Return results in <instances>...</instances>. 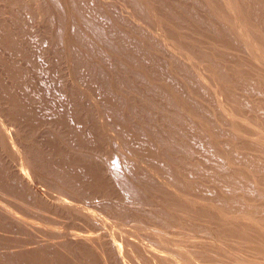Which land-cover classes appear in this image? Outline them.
<instances>
[{
  "label": "rangeland",
  "instance_id": "rangeland-1",
  "mask_svg": "<svg viewBox=\"0 0 264 264\" xmlns=\"http://www.w3.org/2000/svg\"><path fill=\"white\" fill-rule=\"evenodd\" d=\"M0 89L6 210L94 240L0 264H264V0H0Z\"/></svg>",
  "mask_w": 264,
  "mask_h": 264
},
{
  "label": "bare ground",
  "instance_id": "bare-ground-1",
  "mask_svg": "<svg viewBox=\"0 0 264 264\" xmlns=\"http://www.w3.org/2000/svg\"><path fill=\"white\" fill-rule=\"evenodd\" d=\"M49 40V39H48ZM47 47V46H46ZM40 88V87H39ZM38 88V89H39ZM75 89V88H74ZM1 90V89H0ZM2 91V90H1ZM1 94V93H0ZM2 99H4V97H2V96H0ZM5 100V99H4ZM9 102L11 101V99L10 100H8ZM8 101H7V103H8ZM14 101V100H13ZM13 101H11L10 103H12ZM2 102V103H1ZM6 103V100L5 101H3V100H0V106H2V107H4L5 108V106H3L2 104L3 103ZM35 102V101H34ZM4 103V104H5ZM8 104L9 106L11 105V104ZM14 103V102H13ZM5 105H7V104H5ZM19 105V104H18ZM1 107V108H2ZM13 107V106H12ZM45 107V106H44ZM1 108H0V111H1ZM9 109H10V107H9ZM13 109H15V108H13ZM7 111H8V109H7ZM11 111H12V109H11ZM10 111V113H13V111L11 112ZM2 112V111H1ZM18 112V111H17ZM9 113V112H8ZM3 114V113H2ZM13 116H16V115H18V114H16L15 115V113L14 114H12ZM5 116H7L6 114H5ZM9 116V115H8ZM76 116V115H75ZM3 118H5L4 116H2ZM1 117V118H2ZM11 118H12V116H10ZM18 117H21V115L19 116L18 115ZM18 117L16 116V118L18 119ZM23 117V116H22ZM21 117V118H22ZM27 117V116H26ZM61 117V116H60ZM15 118V119H16ZM21 118H19L18 120L19 121H16V120H14L15 122H16V124L18 123L19 124V122L21 121ZM10 119V118H9ZM45 119V118H44ZM47 120L49 119V118H46ZM58 119H60V118H58ZM23 121H24V119H22ZM50 120V119H49ZM5 121V120H4ZM12 121H13V119H12ZM13 121V122H14ZM31 121V120H30ZM7 122H10V121H7ZM42 122V121H41ZM23 123V122H22ZM22 123H20L19 125H24V124H22ZM25 123V122H24ZM46 123V122H45ZM44 123V124H45ZM75 123V122H74ZM8 124V123H7ZM13 124H14V126H13ZM11 123V124H9V126L8 127H10V129H11V127L14 129V127H15V130L16 131H18V132H22L23 133V135H25V137H26V134H24V131L27 129V132H28V128L25 126L24 128H22V130L20 129H16V124L15 123ZM17 124V125H18ZM12 125V126H11ZM41 125V124H40ZM39 125V126H40ZM46 125V124H45ZM1 126V125H0ZM33 126V125H32ZM37 126V125H36ZM70 126V125H69ZM19 127V126H18ZM17 127V128H18ZM22 127V126H21ZM38 127V126H37ZM36 127V128H37ZM42 127V126H41ZM0 129H1V127H0ZM34 129V128H33ZM44 129V128H43ZM24 130V131H23ZM3 131H4V129H3ZM15 131V132H16ZM30 131V130H29ZM12 132V131H11ZM26 132V131H25ZM26 132V133H27ZM0 133H1V130H0ZM13 133V132H12ZM4 134V133H3ZM14 134V133H13ZM30 134V133H29ZM28 134V135H29ZM15 136H16V134H14ZM18 135H20V134H18ZM17 135V136H18ZM22 135V134H21ZM16 136V137H17ZM14 137V136H13ZM21 138L22 137H24V136H20ZM24 137V138H25ZM0 138H1V136H0ZM20 138V139H21ZM2 139H4L3 137H2ZM2 139H1V143H0V150H1V155L0 156H2V158H3V163H2V165H0V166H2L4 169H6V175L3 173V172H1L2 174H3V176H5L6 177V182L8 183V184H10V186L12 185H14L15 186V180H16V174L18 173V175L20 176V179L23 177V175L21 176V174H23V172L24 173H26V174H24V175H27V170L29 171V169L31 170L32 169V166H34L35 165V163H37L39 160H38V158L36 157V158H34V159H37V160H30V159H28V158H25V155L27 154L26 152L28 151V149H26L27 151H23V150H25V148L24 149H21V147H22V144L24 145V144H27L26 142H25V139H23L24 140V142H21L20 144H21V147L19 146V148L21 149V153H22V157H19L18 155V153H19V151H17V152H15V148H14V146L12 145V140L10 139H7L6 137H5V141L3 140V142H2ZM7 139V140H6ZM16 139L17 138H15V140H14V138H13V140L14 141H16ZM18 139H19V136H18ZM19 139V140H20ZM47 139V138H46ZM34 140V139H33ZM28 141V140H27ZM17 143V142H16ZM18 145H19V141H18ZM26 147H27V145H25ZM24 146V147H25ZM28 146H30V145H28ZM30 148V147H29ZM18 150V149H17ZM32 151V149H29V151ZM28 151V152H29ZM30 151V152H31ZM17 153V154H16ZM32 153V152H31ZM25 154V155H24ZM29 155V154H28ZM27 155V156H28ZM32 155H34V154H32ZM26 156V157H27ZM30 156V155H29ZM35 156V155H34ZM33 161L35 162L34 163V165H33ZM37 161V162H36ZM1 162V161H0ZM40 163H41V161H40ZM39 163V164H40ZM38 164V163H37ZM36 164V165H37ZM38 164V165H39ZM35 165V166H36ZM41 166V165H40ZM39 166H37L36 168H38ZM27 168H29V169H27ZM34 168V167H33ZM35 168V169H36ZM34 169V170H35ZM42 169V167L40 168V170ZM36 170H39V169H36ZM2 171V170H1ZM30 172V171H29ZM32 173H33V170H32ZM31 173V174H32ZM1 174V175H2ZM34 174V173H33ZM4 177V178H5ZM34 177H36L37 178V176H36V174H35V176ZM42 177V176H41ZM3 178V179H4ZM18 178V177H17ZM36 178H34V179H36ZM1 179V178H0ZM23 179V178H22ZM21 179V180H22ZM26 179V178H25ZM33 179V180H34ZM38 179H40V178H38ZM18 180V179H17ZM24 180V179H23ZM37 180V179H36ZM20 181V180H19ZM25 182H27L28 183V181L30 182V183H32V180H24ZM38 181V180H37ZM2 183V182H1ZM4 183V182H3ZM37 183V182H36ZM39 183V182H38ZM16 185H17V182H16ZM25 185V184H24ZM28 185V184H27ZM28 188H30L29 186H28ZM31 188H33V193H35L36 191H34V189H35V187H33V185H32V187ZM16 189H18V188H16ZM1 191H3V190H1ZM26 191H27V189H26ZM38 191V190H37ZM19 192V191H18ZM40 192V191H39ZM25 193V192H24ZM20 194V193H19ZM18 194V195H19ZM5 196V195H4ZM15 196V195H14ZM41 197H42V195H40ZM47 196H48V194H47ZM8 197V196H7ZM11 197V196H10ZM52 197V196H51ZM50 197V198H51ZM57 197V196H56ZM2 198V197H1ZM11 198H13V197H11ZM19 198V197H18ZM44 198V197H43ZM54 198V197H53ZM6 199V198H5ZM17 199V198H16ZM20 199V198H19ZM28 199V198H27ZM55 199V198H54ZM11 200V199H10ZM13 200V199H12ZM15 200V199H14ZM24 200V199H23ZM49 200V199H48ZM5 202V201H4ZM44 202V201H43ZM7 203V202H6ZM6 203H2V201H1V199H0V224L1 225H3V226H5V225H7V226H9V225H11V229H8V230H12L14 227H16V228H21V229H26L25 231H28L29 233H30V235L32 234V235H34L33 237H32V239H28V240H22V242H17L16 244H13L14 242H12L13 240L10 238V236H5L4 235V233L2 234V233H0V241L3 243V245L0 247V255H3L4 256V259H6L7 258V260H9L10 258V260H12V258H14V257H21V258H26L25 256H29V257H36V259L39 257V255H41L42 256V253H44L43 254V257H44V255H45V251L46 250H48L49 248H51V247H53V248H62L63 246H64V244H66L67 242L68 243H70V244H73V245H77V246H84V247H87V248H90V247H92V245H93V238L90 236V235H88V236H80V235H78V234H75V235H72V236H66V238H64V236H61V237H63L64 239H66V240H64L63 241V238H59V239H62V240H56L57 239V237L55 236V237H53V236H49V235H47L48 233H45L44 231H42V230H39V228L37 229L36 227L34 228V227H32L33 225H31V222L28 220V221H26V218H20L19 216L20 215H16V214H14V212L15 213H17V214H21V213H19V211H15V209H13L12 207V209L14 210H6V205L4 206L3 204H6ZM24 203V202H23ZM20 204V203H19ZM40 204V203H39ZM53 204V203H52ZM22 205V204H21ZM36 205V204H35ZM34 205V206H35ZM55 205V204H54ZM14 206V205H13ZM28 206V205H27ZM40 206V205H39ZM58 206V205H57ZM21 207V206H20ZM31 207V206H30ZM37 207V206H36ZM8 208H10V206L8 205ZM33 208V207H32ZM41 208V207H40ZM24 209V208H23ZM28 209V208H27ZM63 209V208H62ZM33 210V209H32ZM57 210V209H56ZM61 210V209H60ZM13 211V212H12ZM28 211V210H27ZM36 211H38V209L36 210ZM42 211V210H41ZM43 212V211H42ZM33 214V213H32ZM31 214V215H32ZM36 214V213H35ZM44 214V213H43ZM34 215V214H33ZM22 216H24V215H22ZM21 216V217H22ZM40 216V215H39ZM42 218V217H41ZM43 220V219H42ZM36 221V220H35ZM34 221V222H35ZM29 223H30V225H29ZM36 223V222H35ZM46 223V222H45ZM49 223V222H48ZM34 224V223H33ZM36 225V224H35ZM49 225V224H48ZM39 226H41L40 224H39ZM1 228H2V226H0ZM6 227V226H5ZM3 228V229H6V228ZM0 228V229H1ZM7 228H10V227H7ZM16 228L14 229L15 230V232L14 233H16ZM23 229V230H24ZM44 230V229H43ZM50 230V229H49ZM1 231V230H0ZM6 231H7V229H6ZM18 231V230H17ZM54 231V230H53ZM57 231V230H56ZM64 231V230H63ZM9 232V231H8ZM14 233H13V235H14ZM55 233H57V232H55ZM74 233V232H73ZM6 234V233H5ZM11 234V233H10ZM53 234V233H52ZM62 234V233H61ZM13 235H11V236H13ZM22 235V234H21ZM50 235H51V233H50ZM71 235V234H70ZM104 235V234H103ZM122 235V234H121ZM120 235V236H121ZM98 236H99V234H98ZM24 237V236H23ZM94 237V236H93ZM96 237V236H95ZM106 237V236H105ZM117 237V236H116ZM123 237V236H122ZM17 240H18V238L17 237H15ZM14 238V239H15ZM100 238V237H99ZM98 238V239H99ZM2 240H5V241H2ZM20 240H21V238H20ZM53 240H56V241H53ZM108 240V239H107ZM124 240V239H123ZM127 240V239H126ZM15 241V240H14ZM102 240L100 239V241L99 242H101ZM128 241V240H127ZM0 242V245L2 244ZM97 242V241H96ZM5 243V244H4ZM102 243H104V242H102ZM108 243V242H107ZM120 243V242H119ZM13 244V245H12ZM111 244V243H110ZM133 244H135V243H133ZM156 244V243H155ZM97 245V244H96ZM99 245V244H98ZM128 245H130L131 246V244H128ZM154 245V244H153ZM159 245V244H158ZM95 246V245H94ZM93 246V247H94ZM106 246V245H105ZM126 246V245H125ZM125 246H123V247H125ZM135 246V245H134ZM137 246V245H136ZM141 246V245H140ZM156 246V245H155ZM75 247V246H74ZM98 247V246H97ZM113 247V246H112ZM128 247V246H127ZM56 248L54 249L55 251H56ZM59 248H58V250H59ZM60 248V249H61ZM65 248V247H64ZM79 248V247H78ZM82 248V247H81ZM100 248V247H99ZM126 248V247H125ZM156 248H157V246H156ZM76 249V248H75ZM90 249H92L93 250V248H90ZM110 249V248H109ZM113 249V248H112ZM158 249H159V246H158ZM160 249H161V247H160ZM53 250V249H52ZM53 250V251H54ZM61 250H63V249H61ZM82 250V249H81ZM80 250V251H81ZM89 250V249H88ZM91 250V251H92ZM94 250H96V247H95V249ZM103 250V248L101 249V251ZM128 250V249H127ZM135 250V249H134ZM133 250V251H134ZM49 251H51V249L49 250ZM72 251V250H71ZM112 251V250H111ZM131 251V250H130ZM132 251V252H133ZM136 251V250H135ZM134 251V252H135ZM147 251V250H146ZM48 252V251H47ZM63 252V251H62ZM74 252V251H73ZM86 252H87V249H86ZM98 252V251H97ZM110 252V251H109ZM128 252V251H127ZM176 251L174 250V253H175ZM55 253V252H54ZM65 253V252H64ZM79 253V252H78ZM129 253H131V252H129ZM151 253V252H150ZM172 253V252H171ZM59 254V253H58ZM61 254V253H60ZM70 254V253H69ZM81 254V253H80ZM92 254V253H91ZM96 254V253H95ZM100 254V253H99ZM36 255V256H35ZM52 255V254H51ZM54 255V254H53ZM56 255V254H55ZM62 255V254H61ZM67 255H68V253H67ZM67 255L65 256L64 255V257H67ZM94 255V254H93ZM98 255V254H97ZM106 255V254H105ZM105 255H103V256H105ZM110 256H111V254H109ZM131 255H133V254H131ZM158 255V254H157ZM173 255V254H172ZM3 256H2V258H3ZM38 256V257H37ZM41 256H40V258L39 259H41ZM58 256V255H57ZM88 256V255H87ZM90 256V255H89ZM88 256V257H89ZM100 256H102V255H100ZM152 257H156V258H160L159 256H153V255H151ZM161 256V255H160ZM56 257V256H55ZM59 257V256H58ZM57 257V258H58ZM95 257V256H94ZM106 257V256H105ZM138 257H140L139 255H138ZM143 257H145L144 255H143ZM147 257V256H146ZM162 257V256H161ZM20 258V259H21ZM46 258V257H45ZM60 258V257H59ZM148 259H149V257H147ZM156 258H154V259H156ZM23 259V260H24ZM28 259V258H27ZM26 259V260H27ZM110 259V257L107 259V260H109ZM113 260H114V258H112ZM118 259V258H117ZM146 259V258H145ZM9 260V261H10ZM22 260V259H21ZM26 260L24 261V262H26ZM42 260V259H41ZM44 261H46L47 260V258H46V260L45 259H43ZM42 260V261H43ZM52 260V259H51ZM56 260V259H55ZM61 260H63V259H61ZM106 260V261H107ZM139 260V259H138ZM164 260V259H163ZM163 260H162V262H163ZM29 261H31L30 259H29ZM38 261H40V260H38ZM37 261V262H38ZM64 261V260H63ZM100 261V260H99ZM104 261V263H105V260H103ZM110 261V260H109ZM150 261V260H149ZM157 261H158V259H157ZM159 261H160V259H159ZM6 262H8V261H6ZM36 262V263H37ZM55 262V261H54ZM53 262V263H54ZM73 262H75V261H73ZM120 262V261H119ZM139 262V261H138ZM176 262V261H175ZM11 263V262H10ZM16 263V262H15ZM28 263V262H27ZM32 263V262H31ZM43 263V262H42ZM47 264H48V262H46ZM46 263H43V264H46ZM63 263V262H62ZM149 263V262H148ZM2 264V263H1ZM12 264H13V262H12ZM25 264V263H24ZM40 264V263H39ZM67 264V263H66ZM69 264V263H68ZM76 264V263H75ZM122 264V263H121ZM150 264V263H149ZM156 264H157V262H156ZM161 264V263H160ZM176 264V263H175Z\"/></svg>",
  "mask_w": 264,
  "mask_h": 264
}]
</instances>
